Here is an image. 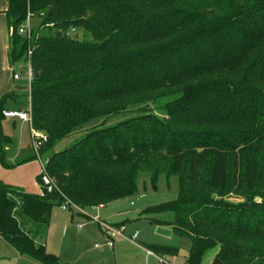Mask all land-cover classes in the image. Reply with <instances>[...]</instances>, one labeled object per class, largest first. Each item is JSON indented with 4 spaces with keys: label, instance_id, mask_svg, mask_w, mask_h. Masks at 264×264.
Returning a JSON list of instances; mask_svg holds the SVG:
<instances>
[{
    "label": "trees",
    "instance_id": "1",
    "mask_svg": "<svg viewBox=\"0 0 264 264\" xmlns=\"http://www.w3.org/2000/svg\"><path fill=\"white\" fill-rule=\"evenodd\" d=\"M7 1L12 64L32 50L33 129L49 139L41 153L94 121L137 115L55 153L47 165L52 192L42 174L41 195L0 181V237L22 256L60 264L40 243L54 207L66 200L78 210L103 207L136 196L141 172L155 187L160 175L175 174L178 201L145 213L174 214V234L190 242L187 264H202L213 249L211 264H264V207L219 200L231 190L264 189V65L246 67L264 45V11L237 24L235 10L209 22L206 7L264 0ZM29 16L40 20L31 45L18 33ZM71 28L92 40L66 37ZM17 99L0 98L4 166L3 113ZM138 245L164 264L181 255L177 247Z\"/></svg>",
    "mask_w": 264,
    "mask_h": 264
},
{
    "label": "rangeland",
    "instance_id": "2",
    "mask_svg": "<svg viewBox=\"0 0 264 264\" xmlns=\"http://www.w3.org/2000/svg\"><path fill=\"white\" fill-rule=\"evenodd\" d=\"M182 3L180 2V4ZM207 5L209 6L206 7H210L209 10L213 13L208 17L209 22L218 21L227 12L231 14L235 10V13L230 16L232 22L248 24L255 22V9L264 11V2L211 1ZM7 8L8 1L0 0V98L7 93H16L18 99L17 104L12 105L13 109L25 110L29 104V65L24 59H19L13 66L9 64L11 30L6 14ZM202 10L204 11V8ZM30 22L34 30L40 25L39 19H33ZM79 39L92 40V37L86 36L84 31L80 30ZM19 53L16 52V56ZM258 65L260 68L264 65V45L255 51L246 67L257 70L259 69ZM14 75H24V78L13 81ZM135 115L137 113L122 112L94 121L67 138L58 141L53 147L47 146L42 153L40 152L41 159L47 163L55 153L71 148L93 129L114 126L135 117ZM2 130L9 141L3 144L5 161L8 166H4L0 162V181L5 183L4 181L9 179L12 184H5L21 187L31 194L41 195L42 188L36 177L42 173V166L35 153L31 126L18 119L6 118L2 122ZM203 170L202 176L206 173L207 167H204ZM179 186L178 175H160L155 187L151 174L141 172L137 178L138 194L134 197L119 200L103 207H88L81 211L74 208L63 210L62 206H56L52 211L48 237L46 240H41L40 243L45 244L47 251L59 258L60 264H164L158 257L140 247L139 243L177 247L180 249L181 255L165 257L164 261L167 264H187L190 242L174 234V214L172 212L145 213L148 212L146 211L148 209L176 203L179 197ZM215 195L218 196V192ZM219 200L230 201L237 204L238 208L245 204H259L264 207V189L257 187L251 193L231 190L223 197H219ZM100 222L107 223L117 230H121L127 224L126 231H122L120 236L115 239L114 248L109 247L108 237ZM79 225L81 228L78 227ZM136 233L138 239L133 243L130 238ZM216 253L217 249L211 250L202 264H211ZM0 264L44 263L20 255L4 238L0 237Z\"/></svg>",
    "mask_w": 264,
    "mask_h": 264
},
{
    "label": "built area",
    "instance_id": "3",
    "mask_svg": "<svg viewBox=\"0 0 264 264\" xmlns=\"http://www.w3.org/2000/svg\"><path fill=\"white\" fill-rule=\"evenodd\" d=\"M31 20L32 19L29 16L26 20V23H24V25H22L21 28H19V30H18V33L22 37L24 36V38H26L29 41L30 45L32 44V41H33V33H32L33 29H32L31 22H30ZM50 27L53 28L54 25L51 24ZM79 32L80 31L78 29L71 28L65 32V36L69 37V38H78ZM31 55H32V50H31V48H29L28 54H27L28 59L26 60V62L29 65V81H30L28 108L25 110H17V109L6 110V111H4L3 115L5 118L18 119L20 121L28 123L31 126L35 153H36V156L39 159V162L41 163V166H42V173H41L42 174V184L48 190V192H52L53 183H52V180L50 179V176H49L48 171H47V165H48L49 160L47 163H44L41 159V153H40L42 147L46 143H48L49 139H48V136L44 132L33 129V117H32V112H31V109H32L31 108V84H32V80H33V70H32V66H31V62L29 60ZM23 78H24V75H14L15 81H19ZM71 208L77 209L72 204V202H70L69 200H66V203L62 205L63 210H67V209H71ZM79 211H81V210H79ZM100 224H101V227L105 230V233L108 237L109 247L114 248L115 239L118 236H120L122 231L123 232L126 231V227L124 226L121 228V230H117L107 223L100 222ZM78 227L81 228V225H79ZM137 239H138V234L136 233L135 235H133L130 238V241L135 243L137 241Z\"/></svg>",
    "mask_w": 264,
    "mask_h": 264
},
{
    "label": "crops",
    "instance_id": "4",
    "mask_svg": "<svg viewBox=\"0 0 264 264\" xmlns=\"http://www.w3.org/2000/svg\"><path fill=\"white\" fill-rule=\"evenodd\" d=\"M11 53H10V47H9V58H8V60H9V64H10V66H13V64H12V62H11ZM13 81H15L14 80V78H13ZM2 180V179H1ZM4 181V180H3ZM5 183H8V184H12V182H10L9 181V179H6L5 181H4ZM20 186H22V185H20ZM113 225H117V224H113ZM126 227H127V224L125 225ZM49 234V233H48ZM140 246V245H139ZM115 247V246H114ZM141 247V246H140ZM143 248V247H142ZM152 255V254H151ZM154 256V255H153Z\"/></svg>",
    "mask_w": 264,
    "mask_h": 264
},
{
    "label": "water",
    "instance_id": "5",
    "mask_svg": "<svg viewBox=\"0 0 264 264\" xmlns=\"http://www.w3.org/2000/svg\"><path fill=\"white\" fill-rule=\"evenodd\" d=\"M11 57V56H10ZM11 62H12V59H11Z\"/></svg>",
    "mask_w": 264,
    "mask_h": 264
}]
</instances>
